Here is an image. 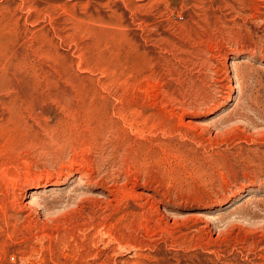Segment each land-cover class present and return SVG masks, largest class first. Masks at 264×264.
<instances>
[{"label":"rangeland","instance_id":"obj_1","mask_svg":"<svg viewBox=\"0 0 264 264\" xmlns=\"http://www.w3.org/2000/svg\"><path fill=\"white\" fill-rule=\"evenodd\" d=\"M0 264H264V0H0Z\"/></svg>","mask_w":264,"mask_h":264}]
</instances>
